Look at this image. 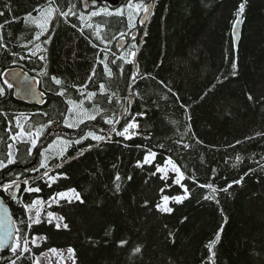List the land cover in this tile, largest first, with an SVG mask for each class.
Instances as JSON below:
<instances>
[{"label": "trees", "instance_id": "trees-1", "mask_svg": "<svg viewBox=\"0 0 264 264\" xmlns=\"http://www.w3.org/2000/svg\"><path fill=\"white\" fill-rule=\"evenodd\" d=\"M49 7L60 12L35 40L39 29L31 20H42L38 14ZM69 8L75 15L60 14ZM95 9L84 10L80 0H0V163H8L10 145L15 149L0 183L18 182L0 190V197L29 241L22 255L0 251V264H33L36 255L59 248L74 250L73 264H264V0H155L146 26L136 20L131 30L117 9L101 7L91 15ZM125 30L129 42L119 49ZM131 50H137L134 64L118 59ZM11 68L37 78L46 97L42 106L14 99L1 77ZM61 88L64 95H57ZM88 92L96 96L88 98ZM20 113L28 117L23 131L40 133L31 152L28 143L11 140ZM133 117L137 136L112 131H122ZM66 118L76 126L66 127ZM149 153L155 157L144 163ZM168 158L183 177L179 183L172 173L156 171ZM206 184L216 191L199 186ZM28 187L41 190L26 192ZM71 189L83 202L52 203L56 193ZM162 196L186 198L171 203L169 213L157 208ZM34 200L42 203L26 212L24 205ZM30 216L39 220L31 229Z\"/></svg>", "mask_w": 264, "mask_h": 264}, {"label": "snow or ice", "instance_id": "snow-or-ice-1", "mask_svg": "<svg viewBox=\"0 0 264 264\" xmlns=\"http://www.w3.org/2000/svg\"><path fill=\"white\" fill-rule=\"evenodd\" d=\"M50 3H51V0H50ZM127 7H128L129 10H135L137 13H139L140 11H143V13L145 14V16H146V15L148 14V12H149V7H148V5H147L146 3L143 2V0H127ZM244 10H245V3H241V4L239 5L238 9H237V19H236V21H235L234 24H233V29H234V37H233V38H234V40H235V29H236V27L239 25V23L241 22V17H242V15H243V13H244ZM53 12H60V9H59V8H52V7H49V8L46 9L44 12H41V13H40V15H41V17H42V20H40V19H37V20H31V23H34V24L36 25V27L39 29V31L35 34V37H34L35 40H40L41 36H44L45 33L47 32V24H48L49 20L51 19ZM70 13H71L72 15H75V13L72 12V8H69L68 12H61L60 14L63 15V16H65V17H67ZM97 14H98V13H95V12H94V13H92L91 15H97ZM109 14L111 15L112 13H109ZM115 14H116V15H123L122 11H117ZM0 15H3V13H0ZM30 18H31V14L29 13L28 16L25 18V24H26V25L30 22ZM80 19L83 20V19H84L83 16H81ZM128 20H129V22H130V29H129V30H131V27H134V26H135V25L132 23V20H133L132 15H129V16H128ZM6 23H7V22H6ZM140 23H141V25H143L144 20L141 19V20H140ZM87 26H88V27H92L91 24H88ZM2 27H3V25L0 24V28H2ZM98 28H99L100 30H102V26H98ZM80 31H81V33L83 34L82 28L80 29ZM121 35H124V33H121ZM131 39L134 41V40L136 39V37H135V36H132ZM43 42H44V43H48V42H49V39H45ZM93 46L95 47V45H93ZM0 47H4V45H3L2 43H0ZM36 47L39 48L40 46H39V45H36ZM131 47H134V48H135V47H137V45L133 44V45H131ZM32 54H35V53H32ZM130 55H131L132 57H134V56H135V52L130 53ZM22 58H23V57H22ZM40 59L43 60L44 57L41 56ZM105 59H107V56H105ZM118 59L123 60L125 63H127V62H131L126 56H124V57H118ZM111 63L115 64V63H116V60L113 59V60L111 61ZM235 68H236V65H235V63H233V69L235 70ZM121 72H123V68H122V67H121ZM95 73H96V69L93 68V70H92V75L94 76ZM105 73H106V75H107L109 78L112 77V71H111V69L108 68L107 64H105ZM44 74H46V73H44ZM136 76H137V72H134L133 75H132V77H131V80H132L133 82L136 80ZM91 79H92V77L90 76V77H89V80H91ZM52 80H53V82H54L56 85H58V86L61 85V80L58 79L57 77L53 76V77H52ZM161 83H162V82H161ZM8 86L11 87V84H9ZM83 87L86 88L87 85H84ZM100 92H101V94H103V93L105 92V85H104V84H101V85H100ZM3 94H4V90H3V89H0V96H3ZM56 94H57V95H64V90H63V88H61V90L58 91ZM95 96H96V93H95V92H88V93H87V97H88V98H94ZM108 99H109V103H111V102H112V98L109 97ZM249 99L251 100L252 97L249 96ZM90 102H91V99H90ZM68 103L72 104V103H74V102H72V101H68ZM82 103H83V102L81 101V105H82ZM81 105H76V107L80 108ZM71 111H72V109L70 108V109H69V112H71ZM82 111H86V110H83V109H82ZM96 111H97V114H99V112H100L101 110L97 108ZM137 115L143 116L144 114H143V113H138ZM87 118L90 119V120H94V119L96 118V116H95V115H88ZM80 122L82 123L83 120H80ZM118 122H119V121H116V123H118ZM105 123L112 124L113 121L110 120V119H105ZM65 126H66V127H69V128H72V127H75L76 125H74V124H69V123L67 122V118H66V119H65ZM135 127H138V125L135 123V118L133 117V119L130 120V121L125 125V127L123 128L122 131H117V130L115 129V127L112 128V131L116 132L117 135H122V136H124L126 139H128V138H130V136L128 135V133H129V129H131V128H135ZM39 136H40V133H37L36 138L33 139V140L31 141V144H32V147H33V148L36 147L37 140L39 139ZM87 136H91L93 139H95V140H97V141L105 139V137H103V136H99V135H96L95 133H91V132L88 133ZM83 138H87V137H83ZM109 138H110V137H109ZM75 142H76V143H79L80 140H77V141H75ZM64 143L67 144V143H70V142H69V141H64ZM237 143H239V141H237ZM50 147H51V146H50ZM29 151L31 152V149H29ZM41 155H43V153H41ZM61 155H62V153H61ZM154 157H155V153H149V155H146V156H145V158H144V163H150V162H151V159H150V158H154ZM237 159H239V158H237ZM11 162H12L11 159H9V163H11ZM166 163L169 164V165H172L173 168H176V171L179 172V169H178V168L176 167V165L173 163V161L171 160V158H168V159L166 160ZM137 166H138V167L141 166L140 162L137 163ZM41 167H45V164H44L43 161L41 162ZM156 171H157V172H162V171H164V169H163L162 166H157ZM45 175H47V173H45ZM161 178H163V177H161ZM182 178H183V177L181 176V179H182ZM50 179H52L53 182H54V180H55V178H50ZM119 179H120V177L117 175L116 180H119ZM129 179H130V178H129ZM177 182H178V181H177ZM234 183H239V181H236V182H234ZM199 186H200V187H203V188H209V189H211V191H212L213 193L216 191V189L214 188V186H213L212 184L199 185ZM231 186H232V185L229 184V185H227V187H225L224 189H221V190H222V191H227L228 188H230ZM12 187H13V184L4 185V186H3V190H4L5 192H8L9 189H11ZM49 187H51V184H49ZM117 188H119V185H117ZM24 190H25L26 192H39L41 189H39V188H31V187H28V188H25ZM161 191H163V189H161ZM185 191H187V190H185ZM69 192L72 193V195H73V197L75 198V200H78V201H80V202H83V201L81 200L79 194H77V193L75 192L74 189L69 190ZM55 197H60V198H65V199H67V198H68V194H67V193H56L55 196H54L52 199H55ZM183 198H186V197H179V196H178V197H175L174 199L176 200L177 203H179V202H182V199H183ZM214 198H215V197L212 196V195H206V196L204 197V199H206V200L214 199ZM169 199H170V197H168V196H164V197H163V200H164L165 202L168 201ZM68 202L71 203V202H72V199H68ZM38 203H42V201L34 200V201L32 202L31 205H24L25 211L28 212V211H29L34 205H36V204H38ZM157 208H158L159 210H161V211H167V212H169V213L172 211L171 208H161L159 204L157 205ZM38 215H39V213H37V216H38ZM52 215H53L52 213H48V216H49V217H51ZM59 219H60V220H63V217H59ZM29 220L32 221L31 223H29V224L27 225V227H28L29 229H31V227H32V223H39V220H33L31 216L29 217ZM49 222H51V221H49ZM22 223H23V222H22ZM59 227H60V225L57 224V228H59ZM64 227L67 228V225L65 224ZM15 232H16V236H15V238H14L13 244L10 246V250H11V252H12L14 255L19 256V255H22L23 253H26V252L29 251V248H28L29 241H28V239H27L26 237H23V238L21 237V235H20V229H18V228L15 229ZM7 235H8V236H12V235H13V232H12V231H9V232L7 233ZM218 238H219V233L217 234V239H218ZM21 239H23V247H22V248H21ZM32 243H33V246H37V245L35 244V238L33 239ZM123 243H125V242H124V241H121V244H123ZM214 243H215V241L211 242V243L208 245V248H209V251H210V252H212V249H213V245H214ZM4 246H5V245H4V240H3L2 237H0V250H3ZM18 250H19V251H18ZM51 251H55V249H52ZM139 251H140L139 248H136V249H135V252H139ZM68 252H69L70 254H73L74 250L71 249V248H69V249H68ZM213 254H214V253H213ZM12 264H16L15 260L12 261Z\"/></svg>", "mask_w": 264, "mask_h": 264}, {"label": "water", "instance_id": "water-1", "mask_svg": "<svg viewBox=\"0 0 264 264\" xmlns=\"http://www.w3.org/2000/svg\"><path fill=\"white\" fill-rule=\"evenodd\" d=\"M81 5L84 9L88 7H96L102 3H109L113 7L117 6L118 0H80ZM122 2H126L127 0H121ZM155 0H147V5L149 7V12L145 16L142 15L141 19L146 22L148 16L150 15ZM140 19V20H141ZM141 24V23H140ZM239 29L240 23L235 29V40L233 38V42L237 44L239 39ZM232 37H234V29H232ZM123 42H119L118 47L123 46ZM3 81L7 83V85L11 84L12 94L15 100L24 102L28 105L34 106H42L46 100L45 95L40 91L38 86L37 79L30 75L29 73L23 71L20 68H12L4 71L1 75ZM9 231L13 232L12 236H8L7 233ZM15 236V227H14V217L8 207L0 197V237L4 240V248L3 252H7L10 250V246L12 245L13 239Z\"/></svg>", "mask_w": 264, "mask_h": 264}, {"label": "rangeland", "instance_id": "rangeland-1", "mask_svg": "<svg viewBox=\"0 0 264 264\" xmlns=\"http://www.w3.org/2000/svg\"><path fill=\"white\" fill-rule=\"evenodd\" d=\"M118 11H122L123 16H125L127 18L129 15H132V17L134 15L135 18H133V20H132L133 24L135 23V20L139 15L135 10L134 11L129 10L128 7L121 8ZM116 12H117V10H116ZM95 13H97V11ZM98 14H99V12H98ZM39 16H41V15L38 14L37 17H39ZM35 20H37V19L35 18ZM129 27H130V22H129ZM127 58L130 59V61L133 60V57L130 55V53L128 54ZM67 117H68V120L71 121L73 119V113L69 112ZM27 119H28V117H27V114H25V113H20V114L16 115V117L14 119L15 130H16L15 133L16 134L14 136H12L11 140L13 143H15L17 141L28 143L30 145V149L32 150L33 147H32L31 141L36 138V135H37V133H39V131L33 130L29 133L23 131V125L27 121ZM131 131L132 130L129 129V133H128L129 136L132 135ZM55 149H56V146L52 145L51 147H49V150L51 153H53L55 151ZM8 153H9V159H11L12 162L9 163V161H8V163H6V164L0 163V171L2 169H4L5 167L7 168L8 165H11L15 161L14 160L15 149H14L13 145L9 146ZM150 159L152 161L153 158H150ZM162 167H163L164 171L159 172L160 175L166 176L167 174L172 173L174 175V179L176 180V182L178 181L177 183H179V181L181 180V175H180V172L176 171V168H173L172 165H169L166 162H164ZM8 173H9V170L1 173L0 174V180L4 179ZM62 193L68 194L67 200L74 198L72 193L69 191L62 192ZM163 197L164 196L161 197V202L159 204L161 208H170V204L176 201L175 199L170 198L168 201L165 202L163 200ZM63 199H65V198L55 197V199H51V201H52V203H57L58 201L63 200ZM161 212H167V211H161ZM68 249L69 248H59V249H55V251H51L52 249L45 251V252L35 256L33 264H73L74 263V257H73V254H70L68 252Z\"/></svg>", "mask_w": 264, "mask_h": 264}, {"label": "flooded vegetation", "instance_id": "flooded-vegetation-1", "mask_svg": "<svg viewBox=\"0 0 264 264\" xmlns=\"http://www.w3.org/2000/svg\"><path fill=\"white\" fill-rule=\"evenodd\" d=\"M118 5L116 6L117 8H119L120 9V7H127V2L126 3H121L120 2V0H118ZM143 2L144 3H146V1L145 0H143ZM97 7V9H95L96 11H98L99 10V8H101V7H108V8H110V7H113L112 5H110L109 3H107V2H105V3H103V4H99L98 6H96ZM110 9H112V8H110ZM94 10V11H95ZM93 11V12H94ZM140 14V13H139ZM137 30H138V27L136 28ZM124 36H121V37H119V40H124V45H123V48H125V47H127V44H128V42H129V39L127 38V36H129V31H124ZM137 34V31L135 30V31H133V33H132V36H135Z\"/></svg>", "mask_w": 264, "mask_h": 264}, {"label": "bare ground", "instance_id": "bare-ground-1", "mask_svg": "<svg viewBox=\"0 0 264 264\" xmlns=\"http://www.w3.org/2000/svg\"><path fill=\"white\" fill-rule=\"evenodd\" d=\"M97 8V7H96Z\"/></svg>", "mask_w": 264, "mask_h": 264}]
</instances>
